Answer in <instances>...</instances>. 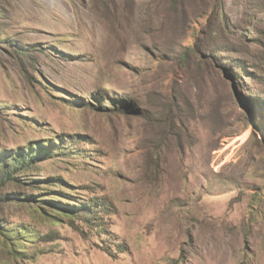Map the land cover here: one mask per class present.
<instances>
[{
	"label": "rangeland",
	"instance_id": "374dc122",
	"mask_svg": "<svg viewBox=\"0 0 264 264\" xmlns=\"http://www.w3.org/2000/svg\"><path fill=\"white\" fill-rule=\"evenodd\" d=\"M0 264H264V0H0Z\"/></svg>",
	"mask_w": 264,
	"mask_h": 264
},
{
	"label": "trees",
	"instance_id": "16d2710c",
	"mask_svg": "<svg viewBox=\"0 0 264 264\" xmlns=\"http://www.w3.org/2000/svg\"><path fill=\"white\" fill-rule=\"evenodd\" d=\"M31 158V157H30ZM34 158V156L31 158V159H33ZM30 159V160H31ZM14 160H16L15 161V163H17V162H21V160H22V162L23 163H26L27 162V159H20V160H17V158L16 159H14ZM18 168H20V167H18V165L16 164V166H14V168H11V169H7V168H4L3 170H2V174H4V176H5V179L7 180V181H10V180H12L13 179V176L11 175V172H14L15 170H18Z\"/></svg>",
	"mask_w": 264,
	"mask_h": 264
}]
</instances>
